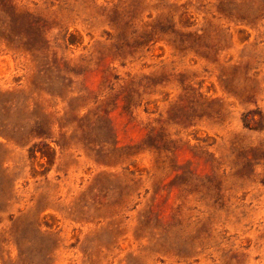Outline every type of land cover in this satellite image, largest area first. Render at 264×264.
I'll return each instance as SVG.
<instances>
[{"label":"rangeland","instance_id":"1","mask_svg":"<svg viewBox=\"0 0 264 264\" xmlns=\"http://www.w3.org/2000/svg\"><path fill=\"white\" fill-rule=\"evenodd\" d=\"M0 264H264V0H0Z\"/></svg>","mask_w":264,"mask_h":264}]
</instances>
